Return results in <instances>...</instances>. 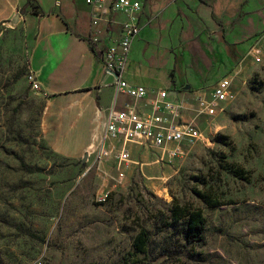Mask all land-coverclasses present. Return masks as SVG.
<instances>
[{
    "label": "rangeland",
    "instance_id": "obj_1",
    "mask_svg": "<svg viewBox=\"0 0 264 264\" xmlns=\"http://www.w3.org/2000/svg\"><path fill=\"white\" fill-rule=\"evenodd\" d=\"M35 35V26H0V264H264V76H237L228 53L214 70L199 46L194 55L180 47L171 73L181 85L167 90L174 76L163 42L141 41L132 59L151 52L152 89L176 95L182 120L208 142L175 145L173 157L138 140L126 161L70 159L48 145L46 98L29 82ZM218 73L232 85L214 104ZM188 86L204 88L203 103ZM198 192L224 205L207 207ZM178 205L202 210V247L186 244ZM141 233L146 253L135 247Z\"/></svg>",
    "mask_w": 264,
    "mask_h": 264
},
{
    "label": "crops",
    "instance_id": "obj_2",
    "mask_svg": "<svg viewBox=\"0 0 264 264\" xmlns=\"http://www.w3.org/2000/svg\"><path fill=\"white\" fill-rule=\"evenodd\" d=\"M111 2L97 3L103 33L95 44L92 8L84 0H0V26L19 14V24L36 28L30 71L40 84L39 94L46 98V141L65 158L79 159L97 152L103 155L107 149L118 150V146L108 144L106 137L110 109L121 111L128 106L139 113L149 112L146 101L117 95L114 77L105 72L102 51L113 39L120 38L121 25L127 20L124 14L111 10ZM140 2L142 10L137 16L140 31L133 45L141 41L163 42L169 77L176 66L175 52L180 47L193 53L195 46H199V55L214 70L227 66L224 39L235 44L242 55L233 73L264 76V0ZM150 55L147 52L142 61H134L130 55L123 78L133 85L152 89L149 78L156 76L153 75L156 70L146 63ZM220 77L218 73L216 83ZM180 85L175 75L166 89L173 86L178 90ZM190 88L196 94L204 92V88Z\"/></svg>",
    "mask_w": 264,
    "mask_h": 264
},
{
    "label": "built area",
    "instance_id": "obj_3",
    "mask_svg": "<svg viewBox=\"0 0 264 264\" xmlns=\"http://www.w3.org/2000/svg\"><path fill=\"white\" fill-rule=\"evenodd\" d=\"M84 1L92 8L91 29L94 33L93 42L97 44L98 37L103 33L97 13V3L100 0ZM110 8L113 12L124 14L127 20L121 25L120 38L113 39L102 51L105 72L114 77L117 95L122 94L131 99L146 101V109L149 112L139 113L128 106L121 111L110 109L107 114L106 137L108 144L113 143L118 146V150L107 149L105 153H119L121 160L126 161L131 152L129 143L140 140L141 143L149 142L153 148L161 149L173 157L177 154L173 150L175 145L184 142L189 144L208 142L202 130L193 123L182 120L183 106L176 95L167 94L165 90L133 85L123 78L133 42L139 35L137 16L142 10V5L140 0H112ZM29 82L34 91H40V84L32 73ZM231 85L230 77H223L216 83L212 90L214 104L227 97ZM203 93L197 97L198 103H203V98L206 97ZM91 156L92 154H87L88 158Z\"/></svg>",
    "mask_w": 264,
    "mask_h": 264
},
{
    "label": "trees",
    "instance_id": "obj_4",
    "mask_svg": "<svg viewBox=\"0 0 264 264\" xmlns=\"http://www.w3.org/2000/svg\"><path fill=\"white\" fill-rule=\"evenodd\" d=\"M223 44L226 53L230 55L235 63H238L242 56L236 51L235 45L229 44L225 39ZM170 76L173 77L174 74L171 73ZM197 194L207 207L215 208L224 205L222 203H218L217 201H213L206 193L198 192ZM172 216L174 222H183V232L186 244L193 249L202 247L204 244V233L207 225V219L202 210L191 207H181L178 205L172 209ZM147 245L148 237L146 233L138 235L135 241V247L138 252L146 253Z\"/></svg>",
    "mask_w": 264,
    "mask_h": 264
},
{
    "label": "water",
    "instance_id": "obj_5",
    "mask_svg": "<svg viewBox=\"0 0 264 264\" xmlns=\"http://www.w3.org/2000/svg\"><path fill=\"white\" fill-rule=\"evenodd\" d=\"M21 17L19 14L15 15L10 21L6 22L5 25L9 28L15 29L20 23ZM190 87L188 86L187 89Z\"/></svg>",
    "mask_w": 264,
    "mask_h": 264
}]
</instances>
